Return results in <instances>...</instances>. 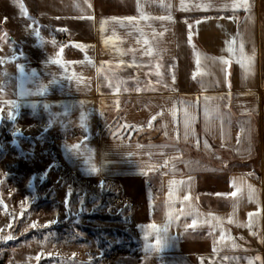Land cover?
<instances>
[{"label": "crops", "instance_id": "obj_1", "mask_svg": "<svg viewBox=\"0 0 264 264\" xmlns=\"http://www.w3.org/2000/svg\"><path fill=\"white\" fill-rule=\"evenodd\" d=\"M232 3L33 0L18 23L0 21V117L43 123L57 163L83 181L155 177L158 215L128 226L145 258L264 264V0ZM209 177L223 186L206 202Z\"/></svg>", "mask_w": 264, "mask_h": 264}, {"label": "rangeland", "instance_id": "obj_2", "mask_svg": "<svg viewBox=\"0 0 264 264\" xmlns=\"http://www.w3.org/2000/svg\"><path fill=\"white\" fill-rule=\"evenodd\" d=\"M32 1L0 0V21L18 23ZM1 121L10 126L0 144V237L13 239H0V264H169L140 256L128 227L158 215L155 177L124 181L121 190L83 181L57 163L59 138L43 123L28 117ZM100 162L106 167L104 154ZM222 181L209 177L200 198L212 201L213 187L222 191ZM105 214L112 217L103 219Z\"/></svg>", "mask_w": 264, "mask_h": 264}, {"label": "snow or ice", "instance_id": "obj_3", "mask_svg": "<svg viewBox=\"0 0 264 264\" xmlns=\"http://www.w3.org/2000/svg\"><path fill=\"white\" fill-rule=\"evenodd\" d=\"M182 7H183V0H182ZM239 7H243V8H244L245 10H247V11H250V10H251V4L249 3V0H233L232 8H239ZM166 18L169 19V20H171V17H166ZM114 19H115V18H114ZM127 19H128L130 22H131V20H132V18H127ZM118 22H119V21H118ZM103 23H107V22L105 21V22H103ZM35 35L39 36L40 34H39L38 31H36V32H35ZM189 42L191 43V37H189ZM52 43L55 44V41H52ZM105 43L107 44L108 41H105ZM231 43H234V41H233V42H230V46H229V48L227 49V50L230 51V52L233 51V49H232V47H231ZM77 45H79V44H77ZM77 45H76V46H77ZM79 47H81V46L79 45ZM241 51H243V45H242V44H241ZM61 52H62V49H61ZM149 54H150V53H149ZM253 59H254L253 57H245L242 61H239V62L241 63L242 67H245L247 71H250V70H251V65H252V63H253ZM220 60H221V63H223V64H229V63H230V61L224 60L223 58H220ZM49 62H52V63H60V60H59V59H51ZM196 63H197L198 66L200 65V54H199V53L196 54ZM20 68H21V71H22V66H20ZM196 74H197V73H194V74H193V78H195ZM157 75H160V73H157ZM173 79H174V77H173ZM109 86H111V82H109ZM115 90H116L117 92H119V88H116ZM206 99H207V98H206ZM7 103H11V104L13 105V107L15 106L14 102H7ZM184 112H185V115H186V117H187V116L189 115V114L187 113V109H184ZM8 118L14 120V119H15V116L13 115L12 112H10L9 115H8ZM125 127H131V126H129V125H125ZM149 127H151V124L149 125ZM189 128L193 130L192 135H195V133H194V129L192 128V123H191V122H188L187 125H186V127H185V133H184V135H185L186 138H188V136H189V132H188V129H189ZM205 146L207 147V143H206V142H205ZM73 147H74V148H79V145H75V146H73ZM91 171H92V172H96L97 170H96L95 168H92ZM248 188H249L248 199H249V200H252V199H253L252 193L254 192V189H252V187H251L250 185L248 186ZM240 191H241V189H240L239 187H237V188H236V191H233V192L231 193V196H232V197H236V196H237V193L240 192ZM67 195H68V196L71 195V191H70V190H69V193H68ZM187 199H189V197H187ZM0 206H3L2 201H0ZM184 214H185V215H189L190 213H184ZM253 215H256V213H249V217H251V216H253ZM228 222H229V223H232V220L229 219ZM49 223H52V222H49ZM196 223H197V221H196V220H193V221H192V224H191V225H188V227H193V226L196 225ZM209 223H210V221H209ZM45 226H47V225H45ZM238 226H243V225H238ZM247 226H248V227H251V221H249V224H248ZM151 227L155 228L156 226H155V225H151ZM164 230L167 231V228H165ZM0 239H2V240H4V241H7V240H11V239H13V236H12V235L4 236V237H0ZM159 243H160V242H159V240H158V241H157V244H159ZM233 246L235 247L236 245L233 244ZM150 247H151V246H150ZM39 258H40V256L38 255V256L36 257V259H39ZM256 259H257V260H260V257H256ZM249 264H252V261H250Z\"/></svg>", "mask_w": 264, "mask_h": 264}, {"label": "trees", "instance_id": "obj_4", "mask_svg": "<svg viewBox=\"0 0 264 264\" xmlns=\"http://www.w3.org/2000/svg\"><path fill=\"white\" fill-rule=\"evenodd\" d=\"M9 126H10V124H9L8 122H6V121H1V123H0V144H1V142H2L3 140L6 139V138L3 137V135H2L3 131H4L7 127H9ZM101 217H102L103 219H109V218L112 217V215L105 214V215H101ZM86 231H90L91 234H92L93 236H94L93 233L98 232V230H86ZM116 233H118V232H116Z\"/></svg>", "mask_w": 264, "mask_h": 264}, {"label": "built area", "instance_id": "obj_5", "mask_svg": "<svg viewBox=\"0 0 264 264\" xmlns=\"http://www.w3.org/2000/svg\"><path fill=\"white\" fill-rule=\"evenodd\" d=\"M63 41H64V39H63ZM60 165V164H59ZM59 170H61V168L59 167Z\"/></svg>", "mask_w": 264, "mask_h": 264}]
</instances>
